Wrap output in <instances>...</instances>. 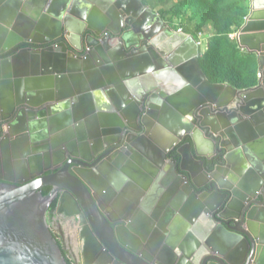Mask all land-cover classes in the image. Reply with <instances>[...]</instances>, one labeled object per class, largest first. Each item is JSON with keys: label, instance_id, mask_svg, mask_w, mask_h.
Returning a JSON list of instances; mask_svg holds the SVG:
<instances>
[{"label": "water", "instance_id": "obj_1", "mask_svg": "<svg viewBox=\"0 0 264 264\" xmlns=\"http://www.w3.org/2000/svg\"><path fill=\"white\" fill-rule=\"evenodd\" d=\"M106 32L119 44L109 46ZM135 41L148 47L126 55ZM237 43L257 56L253 89L210 84L199 43L140 0H0V122L22 108L12 129L22 126L0 152L31 176L0 177V264H68L47 219L59 192L58 215L68 200L85 226L83 264H264V0H250ZM184 89L185 97L176 92ZM141 111L145 134L131 136L123 157L99 170L104 180L67 167L34 179L25 159L40 158L46 125L75 126L94 153L113 141L115 122L140 131L132 123ZM195 120L206 137L193 132ZM173 149L177 157L169 158ZM81 156L73 163L88 166ZM121 186L117 227L107 205Z\"/></svg>", "mask_w": 264, "mask_h": 264}, {"label": "flooded vegetation", "instance_id": "obj_2", "mask_svg": "<svg viewBox=\"0 0 264 264\" xmlns=\"http://www.w3.org/2000/svg\"><path fill=\"white\" fill-rule=\"evenodd\" d=\"M129 32H130V28L128 26H124L123 36L125 37V35ZM103 40H105L109 46H113L115 44L118 45L120 39L116 37H112V35L109 32H106V34L103 37ZM135 40H138V39L135 38ZM135 43L137 45L136 48H130L128 51L124 50L126 55L130 56L132 55V53H139L143 51L146 47H148L147 43L143 41H141L140 43H137L135 41ZM56 47H57V44L53 46V48H56ZM89 52H90L89 49H84V51L80 55L85 57L87 56ZM171 76L174 77L173 79L180 78V76L177 73H173V75ZM179 81L182 85L180 86L179 84L176 83L175 87L177 86V88H178V85L180 87H183L182 79H179ZM185 90L186 89H184V91H176V92L179 95L185 97V94H186ZM173 95L174 94H172V96ZM20 109L22 108H19L13 114V116L9 118L7 121L0 122V146H1V143H3L4 145L5 143L9 145L10 143L14 141L15 136L13 138L10 137L12 132H14L16 128H19L22 126L21 124H19L18 126H15L14 129H12L13 120L17 112L20 111ZM110 110L115 111L113 106L110 108ZM112 111L106 112V114L110 118H112V120L119 121V119H121L120 116L117 115L115 112L113 113ZM145 114L146 112L144 111L139 112L138 121L136 123H132V125L141 127V130L138 132H136L134 129H130L131 131L129 129H126L127 128L126 126L125 127L118 126L119 123L115 122L116 128L115 130H113V134L110 139L111 141L112 140L113 141L110 143L103 142L100 148H98V151L94 153H93L94 148L91 147L92 143L89 142V139L86 138V136L83 138V140H81V137L78 134L79 132L77 128H75V126L73 125L65 126L64 128L62 127L58 130H54L53 128L50 127V124H48L46 125L47 127L46 136L43 137L42 142H41L42 150L40 152H37L39 153L40 158H37L36 155H34L33 157L31 155V156L26 157L25 161H27L28 166L32 164V166L30 165V167L32 168V171H33L32 175L34 176V179L37 177L36 173H38L39 171L43 170L44 173L40 177H44L48 175L58 174L64 169V167H67V170L70 174H74L73 172L79 171L80 174H82L85 177L89 176V178H91V177L98 176L101 180H104L105 178H103L102 175L98 174L100 173L99 170L107 168L110 161H114L117 158L123 157V154L126 151L125 145L131 136L136 137V135L141 136L145 134L146 129H144L139 122L140 117L143 118ZM27 115H29V113L27 112V109H26L25 116L27 117ZM196 118H198V116H196ZM195 121H196V124L193 125V132H196V134H198V132L199 133L202 132L203 135L206 137L207 134L210 132L209 129L206 130L204 128H201L200 122L197 120ZM150 122L154 124V121H150ZM41 131L42 133H44L45 130L43 129ZM188 142L189 140L183 141L179 145V147L184 146ZM157 143L159 144V146L162 145L160 144V142H157ZM213 143L215 146L213 150L214 151L213 154H215L216 158L220 157L219 160H221L222 150H220V147H219L221 143V139L218 136H215L213 139ZM71 145H75V147L78 150V154H76L78 156L76 157L79 158V156L82 155L81 157L86 159V161L88 162V166H77L73 163L74 161H78V158L70 155L71 152H69L68 147ZM9 150H10V147H9ZM168 156L169 158H176L177 154H176L175 149L170 150ZM47 160L50 162V168H48L50 170L45 172L44 169L46 168V166L49 167L48 166L49 164L48 163L46 164ZM14 162L15 160L13 158L12 153H9V161H7L6 157L3 156V154L0 152V177L1 178L9 177V174H12L15 180H18L21 178L30 179L31 176L29 174H24L23 171L18 170V167H16ZM8 163L11 164V166L9 165L10 168L7 166ZM37 163H39L38 164L39 168H37ZM218 165H221V162H219ZM206 166L210 168L208 165ZM208 168L206 169V171L208 170ZM208 187H209V184H207V186H205L203 189L207 190ZM50 191L51 189L49 188H43L41 190V193L43 196H47ZM115 195L116 196L114 200L113 201L111 200L108 203L107 210L111 214V218L115 221L114 223L118 227V226L123 225L122 218L119 217L123 215V187L122 186H121V190L120 191L118 190ZM61 196H62V193L59 192L57 199L53 201V203L50 205L48 209L47 219L50 225V229L53 233V236L57 240L58 245L61 248L66 259L69 260L71 264H83L82 263L83 262L82 256L84 255L82 254L83 244L80 243V240H81V237L83 238V236L86 233L85 226L80 223L77 217L72 216L77 212V209L74 208L73 205H71V203L68 202V200L67 202H65V206L62 209L61 214L58 215L57 208H58V202ZM109 196H111L110 193H109ZM106 198L108 199L107 193H106ZM54 203H55V208L51 210L52 205Z\"/></svg>", "mask_w": 264, "mask_h": 264}, {"label": "trees", "instance_id": "obj_3", "mask_svg": "<svg viewBox=\"0 0 264 264\" xmlns=\"http://www.w3.org/2000/svg\"><path fill=\"white\" fill-rule=\"evenodd\" d=\"M140 1L172 30L181 31L198 43L207 29L211 31L198 59L210 84L227 85L238 91L258 85L257 56L241 50L237 40L230 38L244 25L249 0H176L169 10L166 9L169 0ZM54 208L55 203L51 210ZM67 263L71 264L69 260Z\"/></svg>", "mask_w": 264, "mask_h": 264}, {"label": "rangeland", "instance_id": "obj_4", "mask_svg": "<svg viewBox=\"0 0 264 264\" xmlns=\"http://www.w3.org/2000/svg\"><path fill=\"white\" fill-rule=\"evenodd\" d=\"M170 3L167 4L166 9L169 10L172 7V2H175V0H169ZM163 21V20H162ZM165 23V21H163ZM175 23H177V21H175ZM208 39V35L203 34L200 36V42H201V46L199 47L202 51L204 50L205 46H206V41Z\"/></svg>", "mask_w": 264, "mask_h": 264}, {"label": "built area", "instance_id": "obj_5", "mask_svg": "<svg viewBox=\"0 0 264 264\" xmlns=\"http://www.w3.org/2000/svg\"><path fill=\"white\" fill-rule=\"evenodd\" d=\"M245 21H246V19H245ZM179 32H181V31H179ZM230 38H231V39H236V40H237V38H238V33L231 35ZM200 46H201V42H199V47H200ZM259 77H260V75L258 74V78H259Z\"/></svg>", "mask_w": 264, "mask_h": 264}, {"label": "crops", "instance_id": "obj_6", "mask_svg": "<svg viewBox=\"0 0 264 264\" xmlns=\"http://www.w3.org/2000/svg\"><path fill=\"white\" fill-rule=\"evenodd\" d=\"M176 1V0H175ZM248 7H249V13H250V0H249V3H248ZM205 35L207 34L208 35V38L211 36V31L209 29L206 30V32L204 33ZM242 50V49H241ZM245 51V50H244ZM247 52V51H246Z\"/></svg>", "mask_w": 264, "mask_h": 264}]
</instances>
